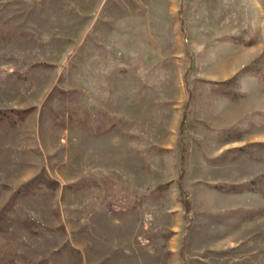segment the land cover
Segmentation results:
<instances>
[{"label": "rangeland", "instance_id": "obj_1", "mask_svg": "<svg viewBox=\"0 0 264 264\" xmlns=\"http://www.w3.org/2000/svg\"><path fill=\"white\" fill-rule=\"evenodd\" d=\"M0 264H264V0H0Z\"/></svg>", "mask_w": 264, "mask_h": 264}, {"label": "trees", "instance_id": "obj_2", "mask_svg": "<svg viewBox=\"0 0 264 264\" xmlns=\"http://www.w3.org/2000/svg\"><path fill=\"white\" fill-rule=\"evenodd\" d=\"M37 180V179H36ZM32 181L29 185H27V186H25L26 188H28V187H30L32 184H34L35 182H37V181ZM39 184H43L42 182L41 183H39ZM48 184V186L51 188V186H54L53 184L51 185L50 183H47ZM24 187V188H25ZM183 196V195H182ZM183 198V204H184V206L186 207V209L187 208H189V204H188V201H187V199H185L184 197H182Z\"/></svg>", "mask_w": 264, "mask_h": 264}]
</instances>
